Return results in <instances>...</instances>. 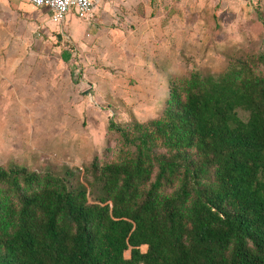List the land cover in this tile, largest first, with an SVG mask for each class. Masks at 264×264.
<instances>
[{
    "label": "trees",
    "instance_id": "16d2710c",
    "mask_svg": "<svg viewBox=\"0 0 264 264\" xmlns=\"http://www.w3.org/2000/svg\"><path fill=\"white\" fill-rule=\"evenodd\" d=\"M168 92L112 159L0 166V264H264V50Z\"/></svg>",
    "mask_w": 264,
    "mask_h": 264
},
{
    "label": "rangeland",
    "instance_id": "374dc122",
    "mask_svg": "<svg viewBox=\"0 0 264 264\" xmlns=\"http://www.w3.org/2000/svg\"><path fill=\"white\" fill-rule=\"evenodd\" d=\"M161 1L162 19L80 48L65 37L40 40L0 3V166L83 171L94 157L112 159L121 144L109 118L159 117L164 102L154 97H168L172 77L217 74L230 58L264 50V0ZM151 74L168 89L154 82L150 91Z\"/></svg>",
    "mask_w": 264,
    "mask_h": 264
},
{
    "label": "crops",
    "instance_id": "0c3cea01",
    "mask_svg": "<svg viewBox=\"0 0 264 264\" xmlns=\"http://www.w3.org/2000/svg\"><path fill=\"white\" fill-rule=\"evenodd\" d=\"M0 3L4 7L12 5L17 12L11 14L19 16L23 21L22 25L35 26L36 35L39 34L40 40L65 37L74 46L80 48L90 46L93 39L99 44H104L107 41L106 37L120 36L122 30L127 31L131 24L138 26L136 28H141L147 21L162 19L161 8L165 2L161 0H98L91 15L80 19L71 11L62 23L52 21L51 12L48 9L35 7L25 0H0ZM167 12L169 9L165 10L166 14ZM32 35L33 33H30V36ZM151 75L153 87L150 88V91L155 94L158 91L154 87V82L166 84L165 88L160 89V91L163 89L165 91L168 80H164L163 83V79ZM163 97L165 94L154 98L157 101L165 102L166 98L163 99Z\"/></svg>",
    "mask_w": 264,
    "mask_h": 264
},
{
    "label": "built area",
    "instance_id": "2783aa9c",
    "mask_svg": "<svg viewBox=\"0 0 264 264\" xmlns=\"http://www.w3.org/2000/svg\"><path fill=\"white\" fill-rule=\"evenodd\" d=\"M35 7H43L51 12V20L62 23L73 11L77 18L83 19L91 15L98 0H25Z\"/></svg>",
    "mask_w": 264,
    "mask_h": 264
},
{
    "label": "water",
    "instance_id": "95a60500",
    "mask_svg": "<svg viewBox=\"0 0 264 264\" xmlns=\"http://www.w3.org/2000/svg\"><path fill=\"white\" fill-rule=\"evenodd\" d=\"M145 247H147V246L145 245ZM145 247H144V248H145Z\"/></svg>",
    "mask_w": 264,
    "mask_h": 264
},
{
    "label": "bare ground",
    "instance_id": "6f19581e",
    "mask_svg": "<svg viewBox=\"0 0 264 264\" xmlns=\"http://www.w3.org/2000/svg\"><path fill=\"white\" fill-rule=\"evenodd\" d=\"M145 247V245H143Z\"/></svg>",
    "mask_w": 264,
    "mask_h": 264
}]
</instances>
